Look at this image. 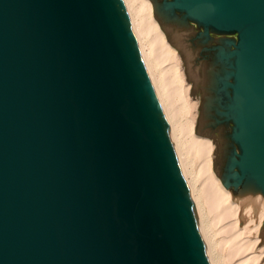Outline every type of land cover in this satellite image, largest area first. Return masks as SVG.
<instances>
[{
    "label": "water",
    "instance_id": "water-1",
    "mask_svg": "<svg viewBox=\"0 0 264 264\" xmlns=\"http://www.w3.org/2000/svg\"><path fill=\"white\" fill-rule=\"evenodd\" d=\"M149 1L196 94L199 48L171 10L239 30L236 191L208 135L219 119L211 100H201L198 134L215 142L220 182L264 210V0ZM122 6L0 0V264H208Z\"/></svg>",
    "mask_w": 264,
    "mask_h": 264
},
{
    "label": "bare ground",
    "instance_id": "bare-ground-1",
    "mask_svg": "<svg viewBox=\"0 0 264 264\" xmlns=\"http://www.w3.org/2000/svg\"><path fill=\"white\" fill-rule=\"evenodd\" d=\"M123 1L187 185L208 264H264V247L259 246L264 210L237 199L215 173L214 142L196 132L197 102L191 100L177 49L154 16L151 2Z\"/></svg>",
    "mask_w": 264,
    "mask_h": 264
},
{
    "label": "flooded vegetation",
    "instance_id": "flooded-vegetation-1",
    "mask_svg": "<svg viewBox=\"0 0 264 264\" xmlns=\"http://www.w3.org/2000/svg\"><path fill=\"white\" fill-rule=\"evenodd\" d=\"M171 11L181 13L188 21L193 34L192 46L195 50L199 48L195 64L201 82H194L198 90L196 95L203 101L213 102L212 110L219 119L213 123L208 135L216 142L218 154L220 153L226 165V174L221 173L222 179L225 182H235L231 173L237 170L241 173V168L236 166L231 170L230 166L235 158L241 160L243 153V143L236 137L239 129L237 119L241 113L238 101L244 96L240 77V32L222 28L209 19L192 16L186 9L173 8ZM222 136L228 139V147L221 146ZM230 187L237 190L235 183Z\"/></svg>",
    "mask_w": 264,
    "mask_h": 264
},
{
    "label": "rangeland",
    "instance_id": "rangeland-1",
    "mask_svg": "<svg viewBox=\"0 0 264 264\" xmlns=\"http://www.w3.org/2000/svg\"><path fill=\"white\" fill-rule=\"evenodd\" d=\"M122 3H123V6H125L124 5V1L122 0ZM154 16L156 17V19L158 20V22L160 23V25H161V27H162V29L165 31V33H166V36H167V39L169 40V42L176 48V46L173 44V42L170 40V37H169V35H168V33H167V30H166V28H165V26H164V24L162 23V21H161V19L159 18V16H158V14L156 13V11L154 10ZM130 23V22H129ZM177 49V48H176ZM177 52H178V55H179V57H180V59H181V66H182V71H183V73H184V75H185V79H186V84L189 86L190 85V89H189V94H190V97H191V100L195 103V101L197 102L196 103V105H198L197 107V109H196V113H197V111H198V113H197V117H196V132L198 133V126H199V117H200V108H201V99L198 97H196V93H195V90H194V86H193V84H192V82L190 81V79L188 78V75H187V70H186V66H185V62H184V58H183V56H182V54L179 52V50L177 49ZM215 143V142H214ZM213 169H214V150H213ZM214 171H215V169H214ZM215 173H216V171H215ZM227 188H229L230 190H232V192H234L233 191V189L232 188H230V187H227ZM235 194V193H234ZM260 247H261V245H259Z\"/></svg>",
    "mask_w": 264,
    "mask_h": 264
}]
</instances>
